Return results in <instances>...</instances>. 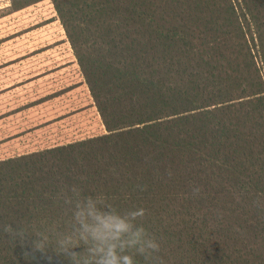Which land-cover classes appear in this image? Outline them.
Masks as SVG:
<instances>
[{"label":"trees","instance_id":"1","mask_svg":"<svg viewBox=\"0 0 264 264\" xmlns=\"http://www.w3.org/2000/svg\"><path fill=\"white\" fill-rule=\"evenodd\" d=\"M50 1L81 79L36 103L86 102L0 103V264H96L93 213L135 264H264V0Z\"/></svg>","mask_w":264,"mask_h":264},{"label":"rangeland","instance_id":"2","mask_svg":"<svg viewBox=\"0 0 264 264\" xmlns=\"http://www.w3.org/2000/svg\"><path fill=\"white\" fill-rule=\"evenodd\" d=\"M75 61L50 0H39L17 10H12L10 0H0V93L4 92L0 94L1 107L5 108V98L11 95L9 106L23 104L20 107H24L27 101L35 103L16 114L15 126L36 121L33 117L36 118L41 113H45L42 115L47 117L55 111L71 110L86 102L87 92L79 84L70 87L66 99L64 95L61 96V103L58 99L49 98L45 99V104L36 103L46 97L52 88L79 83L81 76ZM10 83L18 85L7 93L4 89H9ZM50 100L52 101L48 102ZM87 123L89 124V120ZM93 124L92 127L95 128V119ZM76 131L80 129L69 128L68 136ZM20 141L15 140L10 145L6 143V146L21 150L27 144Z\"/></svg>","mask_w":264,"mask_h":264},{"label":"clouds","instance_id":"3","mask_svg":"<svg viewBox=\"0 0 264 264\" xmlns=\"http://www.w3.org/2000/svg\"><path fill=\"white\" fill-rule=\"evenodd\" d=\"M96 219L103 220V226L98 227L92 231L93 237L99 241L98 252L100 253L96 264H135L132 255L120 254L126 252L127 246H138L137 253L145 255L146 249H150L154 253L160 252V245L155 238L149 239L146 244L141 240L142 234L145 229L141 227L135 232V239L125 242L121 241V237L125 232L130 231V225L118 217L109 216L104 218L101 215L93 213ZM134 215L143 216L144 210H137ZM118 221L116 223H110V221ZM88 226L85 225V228ZM119 249V253H118ZM148 257L145 255V259Z\"/></svg>","mask_w":264,"mask_h":264}]
</instances>
